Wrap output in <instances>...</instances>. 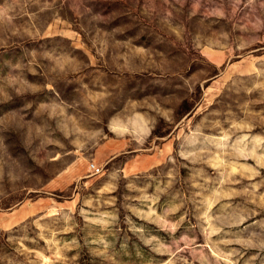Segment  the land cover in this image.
Here are the masks:
<instances>
[{"label": "rangeland", "instance_id": "rangeland-1", "mask_svg": "<svg viewBox=\"0 0 264 264\" xmlns=\"http://www.w3.org/2000/svg\"><path fill=\"white\" fill-rule=\"evenodd\" d=\"M0 264H264V0H0Z\"/></svg>", "mask_w": 264, "mask_h": 264}, {"label": "crops", "instance_id": "crops-1", "mask_svg": "<svg viewBox=\"0 0 264 264\" xmlns=\"http://www.w3.org/2000/svg\"><path fill=\"white\" fill-rule=\"evenodd\" d=\"M120 134H126V131H121Z\"/></svg>", "mask_w": 264, "mask_h": 264}]
</instances>
